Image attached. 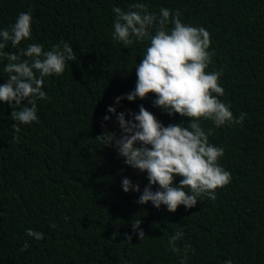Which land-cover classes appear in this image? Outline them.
<instances>
[{"label":"trees","instance_id":"trees-1","mask_svg":"<svg viewBox=\"0 0 264 264\" xmlns=\"http://www.w3.org/2000/svg\"><path fill=\"white\" fill-rule=\"evenodd\" d=\"M135 2L0 0V29L32 10L31 38L17 47L9 42L5 51L30 43L47 51L64 41L77 55L63 75L44 78L49 99L36 101L38 122L21 124L16 133L11 112L30 105L0 102V264H181L186 245L185 264H264V0H139L157 14L161 7L179 9L182 22L209 31L214 55L208 70L223 71L225 95L219 99L234 116L247 114L242 125L216 128L201 121L205 130L213 129L209 142L224 148L219 163L232 180L216 190L215 201L200 197L193 208L181 205L175 212L150 201L137 204L139 192L125 193L124 177L142 191L146 173L125 165L97 137L106 131L120 135L109 106L130 119L127 110L138 112L143 105L165 126L188 119L154 107L152 94L115 104L134 89L135 66L148 46L134 42L125 48L112 39V9L127 11ZM7 63L0 59V84L7 80ZM132 219L142 221V241L132 232ZM29 228L44 238L27 236ZM178 229L184 235L173 253L168 240ZM25 242L30 246L21 251Z\"/></svg>","mask_w":264,"mask_h":264},{"label":"clouds","instance_id":"clouds-1","mask_svg":"<svg viewBox=\"0 0 264 264\" xmlns=\"http://www.w3.org/2000/svg\"><path fill=\"white\" fill-rule=\"evenodd\" d=\"M115 14L112 39L125 48L134 42H148L142 59L135 66V87L130 92L115 98V104L122 99L143 100L152 94L154 107L162 109L169 117L178 114L186 117L187 122L169 123L165 126L143 105L138 112L127 110L116 113L115 106H109L107 112L114 113L119 125L120 135L106 131L97 136L105 147H114L125 165L140 173H146L148 183L141 191L138 183L124 177L122 190L139 192L137 204L149 201L159 209L165 205L167 211L175 212L179 206L193 208L200 197L211 201L217 199L216 190L231 183L232 175L219 160L224 156V148L209 142L213 129L207 130L201 121H211L216 128L225 125H242L246 113L234 116L230 106L219 97L225 95L220 84L222 70L209 71L214 50L209 51L211 35L203 26H193L181 20L179 9L166 7L159 9V14L150 12L143 2L129 5L127 11L120 7L112 9ZM32 10L18 14L15 22L8 28L0 29V59H6L4 66L7 80L0 84V102L20 107L11 112L12 127L20 132L19 125L38 122L37 100L49 99L44 88L46 76H60L65 72L69 62L77 61L73 47L67 42L59 41L45 51L39 43H30L18 52H8L5 48L9 42L17 47L32 35ZM168 25L172 27L169 28ZM21 57H24L21 60ZM103 120L110 117L105 115ZM19 141V136H14ZM180 177L178 183L176 178ZM158 186L153 190V186ZM65 220L70 219L65 216ZM132 232L140 241L146 234L140 225L141 219L131 220ZM50 227L55 228L54 223ZM25 234L39 241L44 233L31 228ZM184 233L177 230L169 237V249L178 253L176 241ZM125 240L131 242L132 235L126 233ZM28 242L21 251L29 248ZM185 246L181 264L188 258ZM225 264H232L231 259Z\"/></svg>","mask_w":264,"mask_h":264}]
</instances>
